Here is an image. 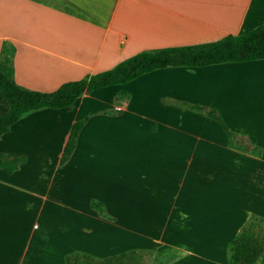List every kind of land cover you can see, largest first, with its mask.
Returning a JSON list of instances; mask_svg holds the SVG:
<instances>
[{
    "label": "crops",
    "instance_id": "0c3cea01",
    "mask_svg": "<svg viewBox=\"0 0 264 264\" xmlns=\"http://www.w3.org/2000/svg\"><path fill=\"white\" fill-rule=\"evenodd\" d=\"M263 22L264 0H0V57L3 43L14 46L15 82L50 92L142 50ZM180 104L215 109L221 121ZM7 109L0 94V114ZM87 114L59 165L72 124ZM223 124L260 155L230 144ZM0 152L26 157L12 173L0 168V207L25 216L0 217V264L131 248L151 251L149 264H228L246 221L239 211L264 216V58L159 68L32 111L0 136ZM8 235L21 238L9 252Z\"/></svg>",
    "mask_w": 264,
    "mask_h": 264
},
{
    "label": "trees",
    "instance_id": "16d2710c",
    "mask_svg": "<svg viewBox=\"0 0 264 264\" xmlns=\"http://www.w3.org/2000/svg\"><path fill=\"white\" fill-rule=\"evenodd\" d=\"M14 46L3 43L0 57V94L8 109L0 114V136L26 114L43 108H62L73 104L78 97L92 90L111 84L126 83L149 71L168 66H204L209 64L258 60L264 58V22L241 34H227L221 38L196 44L153 48L139 51L117 62L111 68L87 75L78 80L62 83L50 92L27 88L13 78L12 57ZM182 107L205 113L221 121L215 109H206L198 104H180ZM88 114L75 121L67 135L59 165L64 164L76 146L78 133L88 119ZM224 125V124H223ZM226 130L229 143L234 144L236 134ZM247 150L260 155L258 147ZM26 157L17 153L0 152V168L12 173L25 162ZM90 207L105 218L113 219L101 201L90 200ZM140 248L112 253L102 257L80 251L69 250L64 255L65 264H140ZM264 251V216L251 213L234 238L228 243V264H259Z\"/></svg>",
    "mask_w": 264,
    "mask_h": 264
},
{
    "label": "rangeland",
    "instance_id": "374dc122",
    "mask_svg": "<svg viewBox=\"0 0 264 264\" xmlns=\"http://www.w3.org/2000/svg\"><path fill=\"white\" fill-rule=\"evenodd\" d=\"M234 145L239 147V148H242V149H248L250 145H248V141L246 139H244L243 137L242 138H236L234 140ZM117 183L114 184V186H116ZM20 200L19 199H14L13 200V204H17L19 203ZM112 210H117V206H112ZM13 210L11 209H7V212H3L2 208L0 207V217H25L23 214H21V212L17 211V209L13 208ZM241 216L243 215L244 219L246 220V218L248 217V212L246 211H242L240 210L239 211ZM247 214V215H245ZM14 229V232L15 231H21L24 229V226H18L16 225V227L13 228ZM21 241V238H18V237H10L9 235L6 237V242H7V245H6V249L7 251L9 252L10 250H14V248H16V246L19 244V242ZM12 243V245H11ZM151 254L152 252L151 251H142L141 252V259L139 260L140 264H149L150 262V259H151ZM199 264V263H197Z\"/></svg>",
    "mask_w": 264,
    "mask_h": 264
}]
</instances>
